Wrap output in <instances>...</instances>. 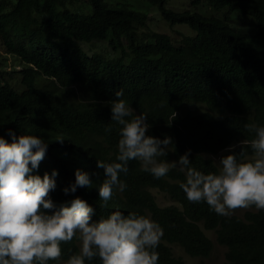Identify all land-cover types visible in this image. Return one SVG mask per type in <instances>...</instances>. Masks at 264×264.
<instances>
[{
  "label": "trees",
  "instance_id": "1",
  "mask_svg": "<svg viewBox=\"0 0 264 264\" xmlns=\"http://www.w3.org/2000/svg\"><path fill=\"white\" fill-rule=\"evenodd\" d=\"M149 1L167 23L186 24L192 32H181L177 41L166 32L142 31L147 12L122 0H0V46L21 65L0 64V136L11 142V130L48 144L33 174L57 171L49 193L57 207L80 197L93 208L92 222L120 210L158 223L164 233L158 264H188L174 254L175 242L192 256H208L214 242L207 230L226 247L224 264H264V210L221 216L206 202H190L180 188L186 176L178 164L157 179L141 171L139 161H129L128 173L120 174L126 188L100 206L105 176L97 162H115L121 138V126L111 120L116 99L125 100L132 118L147 116V135L171 137L167 155L157 159L178 162L188 153L189 166L204 174L220 171L212 154L252 159L250 146L245 157L239 154L241 143L250 145L256 135L246 125L264 126V0H192L183 10L166 0ZM202 2L224 14L198 11ZM233 12L249 14L256 31L237 29ZM95 41L108 42L119 54L87 47ZM117 91L123 92L119 98ZM196 104L205 109L195 111ZM77 169L90 175L93 187L66 194ZM154 188L174 202L161 205ZM79 242L77 235L63 243L60 260L49 264H67ZM86 264L102 262L96 257Z\"/></svg>",
  "mask_w": 264,
  "mask_h": 264
},
{
  "label": "clouds",
  "instance_id": "2",
  "mask_svg": "<svg viewBox=\"0 0 264 264\" xmlns=\"http://www.w3.org/2000/svg\"><path fill=\"white\" fill-rule=\"evenodd\" d=\"M123 95L117 91V98ZM111 120L121 126L118 154L115 162L98 160L97 168L104 170L105 179L99 186L100 200L106 207L114 190L123 192L126 185L120 174L128 173V163L137 160L141 171L155 178L165 177L176 164L185 172L186 182L180 188L193 203L206 202L221 216H229L238 209L255 207L264 210V126L248 124L255 132L250 145L241 143L239 153L245 157L244 147L254 151L252 159L238 161L233 152L220 159L218 173L204 174L190 167L188 153L178 162L169 164L158 157L167 155L171 137L163 140L147 135L150 125L145 114L133 117V110L123 99L111 102ZM131 118V119H127ZM111 129H106L110 131ZM12 137L8 142L0 136V264H49L62 255L63 243L78 235L80 251L72 255L67 264H86L98 257L102 264H158L156 248L163 237L161 226L144 215L120 210L92 222L93 208L76 197L59 207L49 198L56 188V170L43 177L34 175L43 160L48 144L36 135ZM63 143V138H57ZM92 188L93 180L87 172L77 169L75 182L64 192L75 193L78 188ZM55 209V211H52Z\"/></svg>",
  "mask_w": 264,
  "mask_h": 264
},
{
  "label": "rangeland",
  "instance_id": "3",
  "mask_svg": "<svg viewBox=\"0 0 264 264\" xmlns=\"http://www.w3.org/2000/svg\"><path fill=\"white\" fill-rule=\"evenodd\" d=\"M116 1V0H114ZM127 3H129L131 6L136 7L138 9H141L148 14V20H147V26L142 27V31H150V30H157L161 32L169 33L175 40L180 39L181 32L184 33H191V29L186 24H176V25H170L169 23L164 20L162 17L157 5L151 3L149 0H122ZM192 0H166V4L168 7L174 9V10H183L189 7H192L191 5ZM78 4L74 5L73 7H76ZM197 10L204 13V14H218L222 16L224 14V11H217L210 5L202 2L200 6L197 7ZM232 24L239 30H242L244 32H250L254 33L256 31L255 23L253 18L249 14H242L240 15V12H233L232 13ZM89 48H97L99 50H102L109 55H118L119 52L114 50L106 41H95L93 44L87 45ZM93 48V49H94ZM95 50V49H94ZM3 63L5 66L10 67L11 64L17 65L19 68L21 65L18 61V58L14 56L13 54H10L4 50L0 46V64ZM45 78H41V82H44ZM195 111H203L205 109V106L202 104H196ZM212 156L215 158L216 163L219 165L221 169L220 164V152L217 154H212ZM251 155H248L247 157H250ZM169 164L177 162L175 159L172 160H165ZM153 192L156 195V198L158 202L161 205H168L174 200L169 196L167 192L161 191L157 188L153 189ZM255 208V207H251ZM246 209H238L234 213L243 214ZM206 234L213 240L214 242V248L212 252L206 256H192L188 254L183 247L178 243H171L172 250L176 256L182 257L188 264H224L226 261V247L222 244H220L216 240V234L213 230H207L205 231ZM81 245V241L79 242Z\"/></svg>",
  "mask_w": 264,
  "mask_h": 264
}]
</instances>
